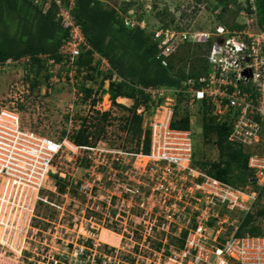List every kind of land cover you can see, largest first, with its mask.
Instances as JSON below:
<instances>
[{
    "label": "built area",
    "instance_id": "built-area-1",
    "mask_svg": "<svg viewBox=\"0 0 264 264\" xmlns=\"http://www.w3.org/2000/svg\"><path fill=\"white\" fill-rule=\"evenodd\" d=\"M33 2L55 5L59 23L68 28L58 53L70 70H76L75 60L89 48L71 15L76 0ZM153 3L157 4L156 0H152V6L149 3L145 15L135 13L134 8L119 13L124 27L147 29L146 15L159 9ZM229 3L241 10L245 17L242 23H218L209 30H195L175 19L177 23L150 28L153 42L160 47L156 58L163 66L179 45L209 42L204 57L212 68L198 76H187L174 86H135L147 97L149 107L154 105L147 108L150 146L145 154L141 150L73 143L70 136L74 128L67 129L61 139L42 134L21 126L12 109L0 107V175L7 178L9 187L38 191L52 169L56 171L54 163L62 164L58 160L67 146L81 152L75 158L89 159L90 167L93 155L106 156V164L110 163L114 172L125 171L128 180L131 169H123V165H128L129 158H139L145 162L142 167H146L149 180L142 183L134 178L133 183L126 182L124 194L131 205L135 203L148 215L143 219V240L157 239L159 246H147L150 255L141 257L143 263L137 258L133 264H264V231L237 232L243 218L264 203V151L260 150L264 134V22L259 20L256 0ZM91 64L98 65L104 74L112 72L109 61L97 52H93ZM112 73L113 81H122ZM179 97L190 114L205 102L217 122H229L228 140L248 148L250 178L246 184L235 186L221 181L193 164L191 130L171 126ZM145 108L136 112L141 114Z\"/></svg>",
    "mask_w": 264,
    "mask_h": 264
},
{
    "label": "rangeland",
    "instance_id": "rangeland-1",
    "mask_svg": "<svg viewBox=\"0 0 264 264\" xmlns=\"http://www.w3.org/2000/svg\"><path fill=\"white\" fill-rule=\"evenodd\" d=\"M103 1L114 6L119 4V0ZM193 1L196 2L156 0L159 10L165 5L169 11L175 9L176 21L195 30H209L218 22L229 26L245 20L241 10L230 3L206 0L197 4ZM121 2L125 9L134 8L135 13L142 15L149 11L150 2L152 6V0ZM151 15L149 25H159L157 21L161 20ZM160 15L164 17V13ZM258 17L263 20L260 13ZM168 19L165 17L163 22H169ZM12 22L16 26L17 21ZM190 44L188 51L179 53L184 59L178 61L176 57L174 60V73L200 68L199 48L195 43ZM106 75L98 65L81 66L80 71H72L63 58L56 61L45 56L38 67L25 58L8 59L0 64V107L12 109L19 116L21 126L42 134L61 139L67 129L76 131L83 124L89 144L94 147L139 151L148 126L147 108L154 105L146 107V103L141 102L139 110L146 107L145 112H140L144 120H140L141 129L135 130L130 122L132 114L113 105ZM87 90L89 95H86ZM97 106L99 112H111L106 120L96 113ZM183 109V105L178 108L175 105L178 112L175 116H182ZM189 115H193L195 165L218 160L214 131L204 136L201 130L205 116L199 114V110ZM80 153L67 146L58 160L62 164L54 163L56 171L52 169L38 191L25 187L11 189L7 178L0 175V264H133L137 258L143 263L141 257L150 255L147 246H159L157 239L143 240V219L148 215L135 203L131 205L127 201L129 196L124 194L126 182L133 183L134 178L148 182L146 167H142L145 162L129 158L128 165H123V169H131V180H128L125 171L114 172L110 163L106 164V156L93 155V167H90L89 159L75 158ZM155 236L158 238L160 234L157 232ZM167 240L172 238L167 237Z\"/></svg>",
    "mask_w": 264,
    "mask_h": 264
},
{
    "label": "trees",
    "instance_id": "trees-1",
    "mask_svg": "<svg viewBox=\"0 0 264 264\" xmlns=\"http://www.w3.org/2000/svg\"><path fill=\"white\" fill-rule=\"evenodd\" d=\"M204 1L206 2V0H196V2ZM218 2L227 5L229 0H218ZM256 2L259 13L264 20V0H256ZM18 3L24 4L26 8L25 11L22 10V13L17 15L15 14L16 11L13 12L9 9L17 8L15 5ZM156 5L154 3L153 7L156 8ZM38 6L33 0H0V64H3L8 59L18 60L29 55L27 58L38 67L41 65V59L38 57L41 51L49 53L48 55L56 61L62 58L58 53V48L63 37L68 32V28L65 25H61L58 22L59 18L55 17V5L50 4L49 7ZM160 13H164V17H161ZM71 15L80 26L92 49L101 55L107 56L115 73L122 78L120 82L110 81L108 89H110L113 105L126 109L132 114L130 122L135 130L141 129L140 120L142 119L141 115L136 113V108L141 102L146 103V107L149 106H147V97L139 92L135 87L136 85L174 86L187 76H198L209 70L205 57L199 55L208 49L209 42L205 45H196L199 48L197 61L200 62V68H194L187 73L183 70L174 73V60L176 57L178 61L184 59V55L180 56L179 53L181 51H188L187 45L190 46V43L179 45L175 53L168 57L167 65L163 66L160 60L156 58V53L160 47L152 41L150 33L138 30L137 28L136 30L126 29L118 11L115 8L108 7L107 3L100 0H76L71 10ZM155 16L164 25L175 22L174 15L167 11L166 5ZM165 17H169V22H163ZM12 21H17L16 26ZM52 21L56 23L53 29L51 28ZM90 52H81L77 57V61L75 60V63L78 64L76 65L77 71H80L81 66L85 68L90 67ZM111 75L109 73L106 76L110 77ZM89 93L90 91L87 90L86 95H89ZM118 96L132 98V106L128 108L123 104L115 102V98ZM182 99L181 97L177 99V108L183 105ZM183 110L182 116L177 118H175V115L178 112L177 110L174 111V119L171 122L172 127L189 129L188 110L185 107ZM96 113L103 120H106L111 112L109 110L102 112L97 110ZM199 114L205 116L202 120L203 135L206 136L210 130H213L215 133L214 143L218 149L219 158L216 161L199 162L197 166L220 180L235 185L245 184L249 176L247 169L248 154L241 147L234 146L228 141L230 132L229 122H217L205 102L200 103ZM82 126L83 124L80 125L79 129L74 130L70 136L73 143H89L87 128L86 126ZM149 146L150 132L148 129H145L144 140L140 150L145 154L149 151ZM193 164L195 165L194 158ZM263 218L264 204L258 207L254 214L244 217L238 233H261L263 231L261 227Z\"/></svg>",
    "mask_w": 264,
    "mask_h": 264
},
{
    "label": "crops",
    "instance_id": "crops-1",
    "mask_svg": "<svg viewBox=\"0 0 264 264\" xmlns=\"http://www.w3.org/2000/svg\"><path fill=\"white\" fill-rule=\"evenodd\" d=\"M32 1V0H31ZM100 1H103V0H100ZM122 0H119V4L117 5V6H114L113 4H111V3H109L108 1H105V3H107L108 4V7H112V8H115L117 11H118V13H123V12H125L127 9H125L122 5V2H121ZM104 2V1H103ZM17 8H10L9 10H11V11H13V12H15V14H20V13H22V10L23 11H25V8H26V6L24 5V4H22V3H18V4H16L15 5ZM38 7H43V5L42 6H38ZM40 9V8H39ZM110 9V8H109ZM123 9H125V10H123ZM151 14H147L146 15V20L148 21V20H150V18H151ZM154 16H155V14H154ZM56 17V16H55ZM121 17V19L123 18L122 16H120ZM151 21V20H150ZM57 22V21H56ZM59 22V21H58ZM57 22V23H58ZM160 22V21H159ZM158 23V22H157ZM160 24V23H159ZM56 25V23L55 22H53L52 21V25H51V28L53 29L54 28V26ZM59 26V25H58ZM126 28V27H125ZM126 29H130V30H136V28H126ZM138 30H144V31H147L148 33H149V31L145 28V29H141V28H137ZM152 39V38H151ZM153 41V40H152ZM89 46L92 48V46L90 45V43H89ZM94 50V49H93ZM89 51H91V50H87L86 51V53L87 52H89ZM96 51V50H95ZM95 51H91L90 52V54H89V56H90V63L89 64H91V62H92V59H93V52H95ZM49 53H44V52H40L39 54H38V57L42 60V59H44L45 58V56H49L48 55ZM99 55H101L100 53H99ZM27 56H29V55H27ZM27 56H25V57H23V58H25L26 60H28V61H31L30 59H28L27 58ZM102 57H105L108 61H109V58L107 57V56H104V55H101ZM6 62V61H5ZM109 63H110V61H109ZM111 65V64H110ZM111 68H112V66H111ZM112 72H114L115 73V71H114V69L112 68ZM106 75V74H105ZM107 77V76H106ZM107 92V91H106ZM109 95V94H108ZM118 99H123V103H122V101H119ZM115 100L116 101H118L117 103H120V104H123L124 106H127V107H129L130 105H132L133 104V99L132 98H129V97H126V96H118V97H116L115 98ZM184 106V105H183ZM185 107V106H184ZM199 107H200V104H199V106H198V109L197 110H199ZM96 108H98L97 110H99L100 108L97 106ZM110 108V107H109ZM138 108V107H137ZM137 108H136V110H137ZM186 108V107H185ZM187 109V108H186ZM101 111V110H100ZM189 113L190 112H188V118H189V129H187V130H192V125H193V122H192V116L193 115H189ZM175 118H177V117H175ZM142 120H144V116H143V118H142ZM222 123V122H221ZM142 126V129H143V124L141 125ZM180 129H182V128H180ZM202 130V129H201ZM263 139H261V144H260V150L261 151H264V134H263ZM229 141V140H228ZM230 142V141H229ZM232 145H234V146H239V147H241L242 149H243V151L244 152H246L248 155H249V153H248V148H246V147H244V146H242V145H240V144H236V143H233V142H230ZM247 169H248V167H247ZM248 172H249V169H248ZM250 173V172H249ZM249 178H250V175L248 176V180H249ZM218 179V178H217ZM220 180V179H219ZM221 181H223V180H221ZM224 182H226V181H224ZM246 182H248V181H246ZM246 182H245V184H246ZM227 183H229V182H227ZM231 184V183H230ZM232 185H235V184H232ZM244 185V184H243ZM235 186H239V185H235ZM263 200H264V197H263ZM264 204V203H263ZM263 204H260L258 207H260L261 205H263ZM256 211V210H255ZM255 213V212H254ZM247 215H249V214H247ZM244 219V218H243ZM243 221V220H242ZM241 221V222H242ZM240 225H241V223H240ZM240 225H239V228H240ZM261 227L263 228L264 227V218L262 219V223H261ZM239 230V229H238ZM263 231H264V228H263ZM238 232V231H237ZM242 233V232H241ZM238 234H240V233H238Z\"/></svg>",
    "mask_w": 264,
    "mask_h": 264
},
{
    "label": "clouds",
    "instance_id": "clouds-1",
    "mask_svg": "<svg viewBox=\"0 0 264 264\" xmlns=\"http://www.w3.org/2000/svg\"><path fill=\"white\" fill-rule=\"evenodd\" d=\"M123 1H125V2H129L130 0H123ZM193 2H195V1H193ZM195 3H197L198 4V2H195ZM154 4V3H153ZM200 4V3H199ZM127 4L126 3H124V6H126ZM157 6V5H156ZM157 8V7H156ZM161 10V9H160ZM173 11H171V13L172 14H174L175 13V9H172ZM187 12H189V10H187V9H185ZM159 11V9H157L156 11H154L153 12V14H156L157 12ZM168 12H170L169 10H167ZM182 13H185L184 11H182L180 14H182ZM156 17V16H155ZM148 22V27H149V29L150 28H153V27H155V25L152 27V26H150L149 25V20L147 21ZM158 23H162V22H159V21H157ZM219 23V22H218ZM217 23V24H218ZM157 24V23H156ZM164 24V23H163ZM149 33H150V35H151V31L149 30ZM151 38H152V36H151ZM87 43H88V41H87ZM205 45V44H204ZM88 46H89V43H88ZM87 50H91V51H95V50H93L90 46H89V48L88 49H86V50H83L82 52H84V51H87ZM95 52H97V51H95ZM98 53V52H97ZM92 63V62H91ZM91 66H92V64H90ZM83 67V66H82ZM85 68V67H84ZM111 74L113 75V73L111 72ZM106 80H107V82H108V85H109V82L110 81H112V77H106ZM137 113V112H136ZM138 114V113H137ZM141 115V114H140ZM142 116V115H141Z\"/></svg>",
    "mask_w": 264,
    "mask_h": 264
},
{
    "label": "bare ground",
    "instance_id": "bare-ground-1",
    "mask_svg": "<svg viewBox=\"0 0 264 264\" xmlns=\"http://www.w3.org/2000/svg\"><path fill=\"white\" fill-rule=\"evenodd\" d=\"M119 101H122V103H123V99H118Z\"/></svg>",
    "mask_w": 264,
    "mask_h": 264
}]
</instances>
